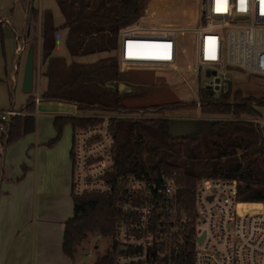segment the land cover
Listing matches in <instances>:
<instances>
[{
  "label": "built area",
  "instance_id": "1",
  "mask_svg": "<svg viewBox=\"0 0 264 264\" xmlns=\"http://www.w3.org/2000/svg\"><path fill=\"white\" fill-rule=\"evenodd\" d=\"M187 36L193 57L184 70ZM115 52L120 73L148 68L171 79L186 71L195 78L194 102L200 108L202 92H228V68L264 77V0H199L193 27L135 22L119 30ZM202 72L209 75L200 87ZM40 77L38 68L32 92L36 106ZM86 114L82 117L99 121L73 128L71 191L77 198L115 199L118 214L106 239L116 253L114 264H264V202L240 200L241 180L203 177L190 188L177 170L118 174L113 123L130 117L98 110ZM25 115L22 109H0V182L12 126ZM249 121L263 131L264 119ZM103 239L96 235V242Z\"/></svg>",
  "mask_w": 264,
  "mask_h": 264
},
{
  "label": "trees",
  "instance_id": "2",
  "mask_svg": "<svg viewBox=\"0 0 264 264\" xmlns=\"http://www.w3.org/2000/svg\"><path fill=\"white\" fill-rule=\"evenodd\" d=\"M65 17L68 29L67 49L72 57L97 53H112L117 49L118 32L122 27L140 19L152 0H56ZM151 7V8H150ZM152 14L153 5L150 4ZM148 9V11H149ZM25 38L34 50V59L40 54L41 64L47 63L44 75L48 88L40 101H57L76 105L78 111L93 110L134 115L195 106L196 102H173L143 108L123 105L118 90L120 72L118 60L105 57L84 64L54 58L55 32L53 15L49 10L33 8L27 15ZM28 28L29 34H28ZM2 23L0 22V33ZM203 115L231 116L235 120L193 121L195 131L184 138L170 133L172 120L155 118H123L114 121L117 173L142 174L163 170H177L185 176L191 188L203 177L236 178L242 181L238 198L248 202H264V139L259 125L239 120L258 114L257 106L264 99L228 92L218 98L200 95ZM22 111L34 112L36 104L30 96ZM96 118L57 116L54 127L57 136L48 145H55L62 137L63 127L70 124L86 127L97 123ZM33 115L18 116L12 126L10 142L34 132ZM25 170V169H24ZM25 172V171H24ZM74 214L65 222L63 252L73 261L83 242L98 234L105 239L112 236L118 214L116 201L111 196L85 195L73 197ZM116 253L107 251L94 264H114Z\"/></svg>",
  "mask_w": 264,
  "mask_h": 264
},
{
  "label": "crops",
  "instance_id": "3",
  "mask_svg": "<svg viewBox=\"0 0 264 264\" xmlns=\"http://www.w3.org/2000/svg\"><path fill=\"white\" fill-rule=\"evenodd\" d=\"M30 2L31 0H9V7L0 6V22L2 23L0 58L5 57L7 69L5 80L1 79L0 69V88L4 93L10 88L16 91L20 78H22L20 82L23 81L30 48L25 38ZM34 8L39 12L49 10L53 15L54 26L57 28L55 48L52 52L54 58L65 59L67 64L73 61L89 64L107 57L108 53L72 57L66 45L68 29L63 27L66 20L57 1L34 0ZM23 41L24 44H21ZM20 45L25 46L21 51ZM1 62L2 58L0 68ZM38 68L41 71V77L37 86L41 95L48 88V78L44 75L47 63L41 64L39 53L34 59V80ZM19 74L20 76L23 74L22 77L19 78ZM13 78L15 82L12 81ZM3 96L4 99H0V109H21L16 106L15 101L9 104L5 95ZM30 96L32 93L27 94L28 99ZM58 104H69L74 111L69 113L54 109ZM26 114L33 115L36 119V129L32 132L36 136L33 141L31 140L34 143V160L29 162L31 167L25 165L20 170L19 166L13 165L8 168L6 160L9 148L7 147L4 152V168L0 182V264H72L73 260L64 254L62 246L65 222L74 214L71 191L72 166L69 160L73 137L71 139L64 135L60 139L61 142L52 149L42 146L57 136L54 127L55 117L82 116V114L76 105L57 101H41L33 113ZM57 147H61L62 152L56 159L51 153ZM46 169L47 172H45ZM22 171L26 173L23 174Z\"/></svg>",
  "mask_w": 264,
  "mask_h": 264
},
{
  "label": "rangeland",
  "instance_id": "4",
  "mask_svg": "<svg viewBox=\"0 0 264 264\" xmlns=\"http://www.w3.org/2000/svg\"><path fill=\"white\" fill-rule=\"evenodd\" d=\"M150 4L153 5L152 9L155 11L152 14V10L149 9ZM6 5L9 7V0H0V6ZM199 6V0H153L151 1L143 16L138 19L139 25H144L146 23L147 26H150L154 23H173L177 26L185 27H193L196 24L197 19V10ZM151 8V7H150ZM149 9V11H148ZM10 12V10H8ZM184 47L187 48V52L183 56V65L184 70L188 69L189 65H192V49L189 41V37H184ZM5 46V40H4ZM16 46V41L14 40V47ZM107 57H111L117 59V53L114 51L112 53H108ZM1 62V79L7 78V69L5 57L2 56ZM0 58V59H1ZM14 59V56H13ZM13 62V60H12ZM190 63V64H189ZM187 64H189L187 66ZM228 76L230 78V87L232 93L237 91L241 92L244 96H252L256 99H264V77L259 75H252L248 72L241 71L238 69H227ZM9 74V72H8ZM23 74H19V78L22 77ZM169 75L161 72L156 69H148V68H134L130 69L124 73L120 74L118 81V89L120 94V99L123 105L129 108H143L150 107L154 105H163L166 103L173 102H185L191 103L196 100V95L194 93L195 87V78L190 76L183 71V76H179L177 78H168ZM207 73L202 72L201 78H199V86L202 87L203 82L207 79ZM22 78H20V81ZM19 81L17 85L16 91H12V89H6V93L0 88V99H7L9 104L16 102V106L22 108L27 102V94L22 91V82ZM220 96L219 93L215 92L211 97L218 98ZM258 114L254 117H243L239 118V120L249 121V119H264V106H257ZM42 110L44 107L42 106ZM54 109H59L62 111H67L72 113L73 107L69 104L66 105H55ZM82 115H87V111L81 112ZM26 113H33L29 111H25ZM160 115L154 112H140L134 115H120L121 117H130V118H165L172 121H197V120H235L237 118H232L231 116H217V115H203L200 112V108L195 106H184L178 107L173 110H164L159 113ZM28 115V114H26ZM39 119H37V123ZM254 125H258L254 121H250ZM40 127V126H39ZM53 127V125H52ZM261 128V127H260ZM43 129V128H42ZM46 129V128H45ZM50 129V127H49ZM263 132V131H262ZM66 135L68 138L73 137V127L70 125H65L63 127L62 137ZM26 136V137H25ZM21 137L14 143H11L8 146L7 152V160L6 166L11 168L13 165L19 166V169H23L25 165L27 167H31L29 162H33L34 160V152H33V139L36 134L30 133ZM61 137V139H62ZM50 142V141H49ZM48 142V143H49ZM59 140L55 145L50 146L46 143L42 147H46L48 149L55 148ZM26 146V148H25ZM72 146V145H71ZM60 152H62L61 147H57L51 155L56 159L58 158ZM11 154V161L10 160ZM71 150L69 152V160H71ZM28 162V164H27ZM48 170L46 169L45 172ZM23 172V171H22ZM26 173V172H25ZM24 174V172H23ZM110 243V242H108ZM106 239L100 240L96 242V236H91L83 242V245L79 249L78 255L75 257V260L72 264H94L97 260L98 256H103L109 250V244ZM89 254V255H88Z\"/></svg>",
  "mask_w": 264,
  "mask_h": 264
},
{
  "label": "water",
  "instance_id": "5",
  "mask_svg": "<svg viewBox=\"0 0 264 264\" xmlns=\"http://www.w3.org/2000/svg\"><path fill=\"white\" fill-rule=\"evenodd\" d=\"M33 8H34V0H31L29 15H31ZM29 29L30 28H28L27 30L28 34H29ZM207 75H209V73H207ZM33 87H34V50L33 48H29L24 77L22 81V90L26 94H31L33 92ZM206 94L208 96H212L213 92L206 91ZM194 131H195V126L193 121H173L170 126V133L174 138H184L185 136L193 133Z\"/></svg>",
  "mask_w": 264,
  "mask_h": 264
},
{
  "label": "flooded vegetation",
  "instance_id": "6",
  "mask_svg": "<svg viewBox=\"0 0 264 264\" xmlns=\"http://www.w3.org/2000/svg\"><path fill=\"white\" fill-rule=\"evenodd\" d=\"M179 132H181V131H179Z\"/></svg>",
  "mask_w": 264,
  "mask_h": 264
}]
</instances>
